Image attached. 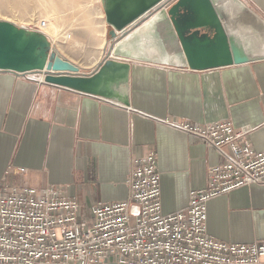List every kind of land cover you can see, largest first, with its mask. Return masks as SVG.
Returning a JSON list of instances; mask_svg holds the SVG:
<instances>
[{
    "label": "crops",
    "instance_id": "crops-1",
    "mask_svg": "<svg viewBox=\"0 0 264 264\" xmlns=\"http://www.w3.org/2000/svg\"><path fill=\"white\" fill-rule=\"evenodd\" d=\"M244 1L264 19V0ZM110 39L109 48L118 40ZM108 52L93 64L61 55L80 74H92ZM119 59L131 64L130 105L43 84V73L0 71V184L62 187L89 214L100 203L126 199L132 159L154 151L163 211L173 213L189 205L190 192L205 188L209 168L223 161L174 123L230 120L264 151V59L210 70ZM207 229L228 242L264 240V183L211 199Z\"/></svg>",
    "mask_w": 264,
    "mask_h": 264
},
{
    "label": "built area",
    "instance_id": "built-area-1",
    "mask_svg": "<svg viewBox=\"0 0 264 264\" xmlns=\"http://www.w3.org/2000/svg\"><path fill=\"white\" fill-rule=\"evenodd\" d=\"M46 25L42 20L26 28L46 34ZM173 126L223 158L209 168L206 187L190 192L186 208L163 211L154 151L132 159L126 199L100 203L89 214L62 187L0 184V264H101L111 259L119 264H264V240L228 242L207 229L211 199L264 183V151H256L247 139L249 131L230 120H182Z\"/></svg>",
    "mask_w": 264,
    "mask_h": 264
},
{
    "label": "water",
    "instance_id": "water-1",
    "mask_svg": "<svg viewBox=\"0 0 264 264\" xmlns=\"http://www.w3.org/2000/svg\"><path fill=\"white\" fill-rule=\"evenodd\" d=\"M118 39L92 74L54 53L40 31L0 20V71L43 73V84L130 105L129 60L192 70L264 59V19L244 0H101ZM119 36H121L119 38Z\"/></svg>",
    "mask_w": 264,
    "mask_h": 264
},
{
    "label": "rangeland",
    "instance_id": "rangeland-1",
    "mask_svg": "<svg viewBox=\"0 0 264 264\" xmlns=\"http://www.w3.org/2000/svg\"><path fill=\"white\" fill-rule=\"evenodd\" d=\"M47 12L53 18L58 17L62 24L59 41L46 31L56 46L54 53L63 54L77 63L93 64L108 51L111 37L107 25L101 52L91 43L97 37L95 31L105 22L101 0H0V20H9L18 26L27 27L46 20ZM65 34H71L72 39L84 46L78 49L72 40H64Z\"/></svg>",
    "mask_w": 264,
    "mask_h": 264
},
{
    "label": "bare ground",
    "instance_id": "bare-ground-1",
    "mask_svg": "<svg viewBox=\"0 0 264 264\" xmlns=\"http://www.w3.org/2000/svg\"><path fill=\"white\" fill-rule=\"evenodd\" d=\"M101 16H102V13H101ZM42 20H45V19H42ZM41 21H39L37 23H40ZM46 22H47V25L44 27V32L51 38V36L48 34V33H50L57 41L62 39V31H61L62 30L61 29L62 28V24H61V21L58 19V17L53 18L52 15L49 12H47V14H46ZM103 24L104 25H102L101 28H99L98 30L95 31V33H97L96 34L97 37L95 39H93V41H91V43L96 47V49L99 52H101V50L103 48V45H104V40H105V38H104L105 37V33H106L105 25H107L106 21L103 22ZM63 37H64V40H66L67 42L72 40L74 45H76L78 49H81L84 46L79 41H77L75 39H72L71 38L72 37L71 34H65ZM53 43H54V41H53ZM97 60H98V58L96 59V61Z\"/></svg>",
    "mask_w": 264,
    "mask_h": 264
}]
</instances>
